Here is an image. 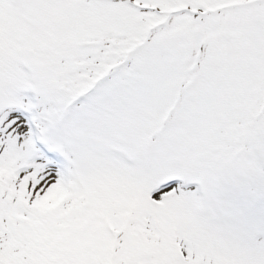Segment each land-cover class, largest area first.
Returning <instances> with one entry per match:
<instances>
[{"label": "snow or ice", "instance_id": "obj_1", "mask_svg": "<svg viewBox=\"0 0 264 264\" xmlns=\"http://www.w3.org/2000/svg\"><path fill=\"white\" fill-rule=\"evenodd\" d=\"M0 264H264V0H0Z\"/></svg>", "mask_w": 264, "mask_h": 264}]
</instances>
